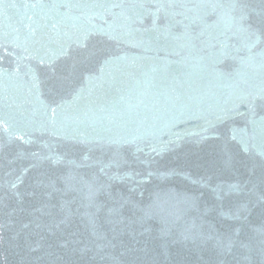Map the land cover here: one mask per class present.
I'll list each match as a JSON object with an SVG mask.
<instances>
[{
	"label": "water",
	"instance_id": "obj_1",
	"mask_svg": "<svg viewBox=\"0 0 264 264\" xmlns=\"http://www.w3.org/2000/svg\"><path fill=\"white\" fill-rule=\"evenodd\" d=\"M32 3L6 2L0 24V264H92L74 244L61 246L66 233L47 227L43 206L81 203L79 192H64L69 178L78 189L94 177L169 216L167 234L159 216L148 222L151 256L125 254L123 264L210 261L211 253L174 242L202 214L258 239L251 229L264 222V209L250 206L243 223L223 220L221 204L246 197L222 201L214 190L249 181L264 188V44L228 23L243 9L258 13L262 0ZM106 196L97 192V201ZM74 224L83 231L79 215ZM97 226L112 235L103 216ZM250 259L260 264L256 250Z\"/></svg>",
	"mask_w": 264,
	"mask_h": 264
},
{
	"label": "snow or ice",
	"instance_id": "obj_2",
	"mask_svg": "<svg viewBox=\"0 0 264 264\" xmlns=\"http://www.w3.org/2000/svg\"><path fill=\"white\" fill-rule=\"evenodd\" d=\"M6 2L13 6L17 3L29 5V0H0V24H2ZM65 2L71 6L73 3H88L89 0H65ZM93 2L111 4L112 8H116L125 3H137L140 0H93ZM157 2H160V0H157ZM169 2H172V0H169ZM213 2L235 7L238 4H243L244 0H213ZM38 3H40V0H35V3L30 4V6L35 7ZM262 4H264V0H262ZM25 19L29 22L27 25L28 30L32 31V18L26 15ZM153 23L155 24L156 21L154 20ZM228 23L229 25L240 26L241 31L249 32L252 36L257 37L260 43L264 44V7L258 13L243 9L238 18L233 17ZM76 43L80 45L79 38H77ZM254 46L255 40L250 41L249 50ZM61 51H64L63 47ZM260 55L264 57V51ZM2 59L3 55H0V60ZM204 131L207 132L209 129ZM147 148L148 146L145 145L139 151L143 152ZM150 151L159 155L155 147L151 148ZM261 156H264V151L261 152ZM107 167H111V164ZM106 170L107 168L101 164L100 172L104 173ZM135 175H139V173H135ZM115 178L123 179L124 177L114 175L112 179ZM260 184L264 185V178L261 179ZM11 186L15 187V184ZM69 191H77L81 194L80 205L75 209L72 208L71 205L76 200L74 197L72 200L62 199L59 202L58 211L56 205L43 206L49 209L48 215L52 217L47 227L54 232L62 231L66 233V236L61 237L64 240V245L61 246L68 243L74 244L76 251L81 255L88 256L91 254L94 257L92 264H123L124 255L129 253H143L144 256L150 257L151 249L148 245L152 239V230L147 225L152 218L159 216L163 220L161 233L167 234L171 231L169 216H166L163 208L138 207L122 195L107 190L106 185L97 186L94 177L88 180L81 178L78 189L73 188L71 178H69L64 192ZM104 191H107L105 200L98 202L97 192ZM214 191L218 192V199L222 201L233 195L246 197L244 201L230 200L227 206L221 204L219 216L223 220L243 223L248 219L247 213L250 206L259 204L264 209V188L258 190L257 186L252 184L251 181L246 184L233 183L218 186ZM81 208L84 209L82 213ZM125 209H127V215H125ZM78 215L83 221V231L80 230L79 224H74V220ZM261 215L264 216V211L261 212ZM100 216H103L110 224L114 225L111 236L99 230L97 220ZM176 219L178 220L179 217ZM37 226L40 227L41 225L37 224ZM251 231L257 233L259 238L255 240L253 237L242 239L243 227L236 228L231 223L219 226L208 224L202 214L191 222L186 221L179 233L175 235L174 242L188 245L201 253H211L210 261L205 262V264H252L250 256L253 250L257 251L260 264H264V222L259 227H253ZM117 249L123 251L118 252ZM143 264H159V262L152 258L144 261Z\"/></svg>",
	"mask_w": 264,
	"mask_h": 264
}]
</instances>
